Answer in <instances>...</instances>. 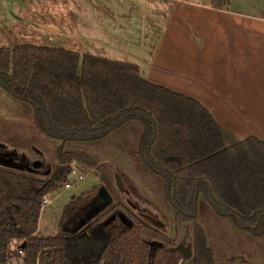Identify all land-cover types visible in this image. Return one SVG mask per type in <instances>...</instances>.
Here are the masks:
<instances>
[{
    "label": "trees",
    "instance_id": "obj_1",
    "mask_svg": "<svg viewBox=\"0 0 264 264\" xmlns=\"http://www.w3.org/2000/svg\"><path fill=\"white\" fill-rule=\"evenodd\" d=\"M231 2L212 0V5L225 10ZM0 89L30 103L40 131L64 142L103 141L139 123L141 159L164 186L178 222H195L203 199L216 218L264 236V140L252 136L228 145L206 107L146 80L137 64L34 44L2 47ZM3 159L22 167L0 164V264H178L173 243L128 210L142 207L131 199L127 206L117 197V181L93 156L63 151L57 171L45 177L12 156ZM74 163L100 174L114 199L104 214L112 213L115 221L98 220L67 232L96 197L89 190L63 207L59 233L41 236L43 199L65 189ZM156 240L163 247H153ZM183 264L228 263L215 260L205 231L196 224L193 256Z\"/></svg>",
    "mask_w": 264,
    "mask_h": 264
},
{
    "label": "rangeland",
    "instance_id": "obj_2",
    "mask_svg": "<svg viewBox=\"0 0 264 264\" xmlns=\"http://www.w3.org/2000/svg\"><path fill=\"white\" fill-rule=\"evenodd\" d=\"M169 2L172 0H0V48H13L20 44L64 48L65 39L91 36L87 33L102 29L104 34L107 32L105 35L109 41L119 42V50L133 52L135 44L139 43L138 29L145 26L147 36L151 35L154 18ZM231 5L233 9H249L253 14L264 12V0H232ZM45 25H55L58 32L43 29ZM94 45L99 47L100 43ZM142 134V125L134 122L125 131L99 142L73 143L52 139L36 125L30 103L0 89V159L12 156L16 162L29 168L39 162L38 175L45 177L57 171L63 151L93 156L107 167L115 181L120 178L122 189L115 187L117 197L125 204L131 199L142 207L143 212L161 222L164 227L155 226V229H161V234L173 243L172 246L179 245L187 234V244L193 249V230L198 224L205 231L217 262L231 259L244 263L251 259H264V236L254 237L237 229L229 220L216 218L203 199L199 201L195 222L180 223L176 220L164 186L141 159L139 145ZM73 166L78 168L83 178L74 183L70 177L71 189L46 196L49 204L42 209L39 221L41 236L60 232L59 218L71 197L89 190L97 194L102 186L98 172L77 163ZM128 210L137 219H144L138 212ZM111 214L103 215L102 219ZM128 216L131 218L130 214ZM13 264H18V260Z\"/></svg>",
    "mask_w": 264,
    "mask_h": 264
},
{
    "label": "crops",
    "instance_id": "obj_3",
    "mask_svg": "<svg viewBox=\"0 0 264 264\" xmlns=\"http://www.w3.org/2000/svg\"><path fill=\"white\" fill-rule=\"evenodd\" d=\"M249 12L232 5L215 9L212 0H172L154 18L151 35L145 26L138 29L133 52L119 50V42L109 41L102 29L65 39L63 49L137 64L146 80L206 107L226 143L264 140V12ZM43 29L58 32L55 25Z\"/></svg>",
    "mask_w": 264,
    "mask_h": 264
},
{
    "label": "water",
    "instance_id": "obj_4",
    "mask_svg": "<svg viewBox=\"0 0 264 264\" xmlns=\"http://www.w3.org/2000/svg\"><path fill=\"white\" fill-rule=\"evenodd\" d=\"M0 164L11 165V166L18 168V169L22 167L21 165L15 163V162H12L11 159H0ZM40 165H41V163L37 162L32 167V169H34V170L38 169L40 167ZM117 183L119 185V188L122 189L121 180L119 177L117 178ZM113 202H114V199H113L112 195L110 194V192L105 187L101 186V188L99 189V193H98L97 198L90 205V207L86 210L84 216L80 219L77 226L74 228L73 231L68 229L67 232H72V233L79 232L84 226H86L90 221H92L97 215H99L101 212H103L108 207H110L113 204ZM114 220H115V216H112L104 224L109 225ZM155 223H157L161 227H164V225L159 221H156ZM151 245L153 247H158V246L163 247V244L160 242H151ZM181 248H184V245L177 247L175 250L181 251ZM172 250L173 249H171V251ZM184 254L185 255L183 256V258L179 261V264H182L184 260H189L192 258L193 252H192L191 246L186 248V252H184Z\"/></svg>",
    "mask_w": 264,
    "mask_h": 264
},
{
    "label": "flooded vegetation",
    "instance_id": "obj_5",
    "mask_svg": "<svg viewBox=\"0 0 264 264\" xmlns=\"http://www.w3.org/2000/svg\"><path fill=\"white\" fill-rule=\"evenodd\" d=\"M101 188V187H100ZM99 188V189H100ZM98 193H99V190H98V192H97V194H96V197L94 198V200L97 198V196H98ZM94 200H93V202H94ZM92 202V203H93ZM91 203V204H92ZM90 204V205H91ZM90 205L88 206V208L90 207ZM133 206H136V205H133ZM87 208V209H88ZM109 208V207H108ZM107 208V209H108ZM86 209V210H87ZM107 209L106 210H104L103 212H101L99 215H97L92 221H90L86 226H84L81 230H83V229H85V228H87L88 226H90V224H92L94 221H100V222H103V223H105L109 218H111L112 216H110V217H108L107 219H105V220H103L102 219V217H103V215H105L104 213L107 211ZM86 210L84 211V213L81 215V217L77 220V222H76V224H75V226L73 227V228H71L70 230H74V228L77 226V224L79 223V221H80V219L84 216V214H85V212H86ZM144 210L142 209V211H140V212H138L139 213V215H140V217H142V218H144V219H147L151 224H153V226H158L159 228H163V227H161L160 225H158L157 223H155L157 220L156 219H154V217H152L151 215H148V214H146L145 212H143ZM115 221V220H114ZM113 221V222H114ZM112 222V223H113ZM111 224V223H110ZM80 230V231H81ZM69 233H72V232H69ZM187 234L184 236V238H183V240H182V242L179 244V245H177L176 247L175 246H172L171 248H170V250L171 249H173L172 250V252H175L176 253V255L178 256V258H179V261L183 258V256L186 254H184V252H186V248L187 247H189V246H191V245H188L187 244ZM181 245H184V248H181V251H177V250H175L177 247H179V246H181ZM192 248V247H191ZM192 252H193V249H192ZM186 260H184L183 261V263L185 262ZM182 263V264H183ZM178 264H179V262H178Z\"/></svg>",
    "mask_w": 264,
    "mask_h": 264
},
{
    "label": "built area",
    "instance_id": "obj_6",
    "mask_svg": "<svg viewBox=\"0 0 264 264\" xmlns=\"http://www.w3.org/2000/svg\"><path fill=\"white\" fill-rule=\"evenodd\" d=\"M71 177L74 180V183H77L80 181V179H82V175L80 174V171L78 170V168L76 166H73L72 171H71ZM71 181V180H70ZM70 181L68 182V184L65 186L66 190H69L72 188V185L70 183ZM49 204V199L47 197H45L43 199L42 205L46 206ZM20 254H23V251H19Z\"/></svg>",
    "mask_w": 264,
    "mask_h": 264
}]
</instances>
